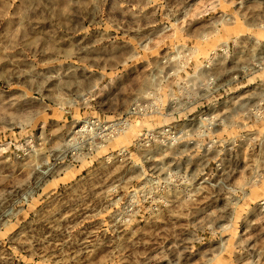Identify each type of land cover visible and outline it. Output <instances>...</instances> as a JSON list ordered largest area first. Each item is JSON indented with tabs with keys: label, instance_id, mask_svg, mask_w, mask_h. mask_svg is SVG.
<instances>
[{
	"label": "rangeland",
	"instance_id": "obj_1",
	"mask_svg": "<svg viewBox=\"0 0 264 264\" xmlns=\"http://www.w3.org/2000/svg\"><path fill=\"white\" fill-rule=\"evenodd\" d=\"M0 264H264V0H0Z\"/></svg>",
	"mask_w": 264,
	"mask_h": 264
},
{
	"label": "built area",
	"instance_id": "obj_2",
	"mask_svg": "<svg viewBox=\"0 0 264 264\" xmlns=\"http://www.w3.org/2000/svg\"><path fill=\"white\" fill-rule=\"evenodd\" d=\"M227 48H229V46Z\"/></svg>",
	"mask_w": 264,
	"mask_h": 264
}]
</instances>
